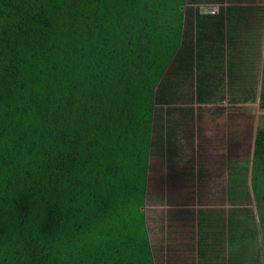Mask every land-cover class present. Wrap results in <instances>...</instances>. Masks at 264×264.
<instances>
[{
    "label": "trees",
    "instance_id": "trees-1",
    "mask_svg": "<svg viewBox=\"0 0 264 264\" xmlns=\"http://www.w3.org/2000/svg\"><path fill=\"white\" fill-rule=\"evenodd\" d=\"M252 2L0 0V264H156L142 208L160 165L177 209L168 225L197 230L195 256L178 258L264 264V113L250 183L227 176L225 211L188 210L193 162L178 167L180 138L192 145L203 105L238 75Z\"/></svg>",
    "mask_w": 264,
    "mask_h": 264
},
{
    "label": "rangeland",
    "instance_id": "rangeland-1",
    "mask_svg": "<svg viewBox=\"0 0 264 264\" xmlns=\"http://www.w3.org/2000/svg\"><path fill=\"white\" fill-rule=\"evenodd\" d=\"M225 6L227 5L225 4ZM251 7L252 12L246 19L248 20L246 26L242 27L243 30L239 28L236 32V41L239 42L240 46V53H236V59H240L238 75L233 78L228 77L227 82L224 80L225 84L221 91L211 99L209 104L203 105L207 111L203 112L201 122L199 121L196 124L194 122L193 124L192 145L189 147V145H185L187 142H182L181 138L179 140L180 150L183 154L178 165L179 170L190 169L191 166L187 162L192 160V172L195 171L190 181L192 186L195 187L193 189L194 199L184 201L186 204H190L187 207L188 210L200 208L216 213H220L219 210L221 209L225 211L227 205L223 202V191L227 186V176L231 173L239 174L237 181H240L243 185L246 181L247 185L250 183L249 171L255 128L258 124L263 123L260 118L264 113L258 108L264 38V15L261 16V14L264 10V0H253ZM218 8V5L208 4L201 6V11L203 13H215ZM256 37L258 41L255 40ZM230 81L231 85H229ZM250 88L254 89L252 94L258 90L255 100L240 101L239 99L243 95L240 90L242 89L245 93H248L247 89ZM232 99L235 101H231ZM192 107L196 108L198 106L195 104ZM187 148H193V154L191 151L186 153ZM201 157L203 160H201ZM199 163L206 164V166L209 164L210 173L206 174L204 178L199 177L196 173L199 167L202 166L198 165ZM166 172L167 169L160 165L150 175L152 182L150 181V184H147L145 205L142 208L145 212L146 227L150 233L149 238L154 252L153 255L160 256V261L155 263L191 264L192 262L182 261L177 256H184L183 259L195 256L194 247H192L194 243L193 230L190 229L192 235L177 234L179 230L174 228H180L181 224L179 225V222L173 220V228L168 225L170 218H166L170 214L168 213L169 210H177L176 206L171 207L172 205L168 200L167 185L165 183ZM174 195L176 198L178 197V194L174 193ZM172 202L178 204L176 200H172ZM241 204L246 205L245 208L251 206L255 211L253 199H250V203L244 201ZM171 214L173 213L171 212ZM187 219H190V217H187ZM189 239H192V245L186 242ZM181 241H184L185 244ZM158 242H160V245H158ZM171 249L175 253L171 252ZM168 250L169 253H167Z\"/></svg>",
    "mask_w": 264,
    "mask_h": 264
},
{
    "label": "crops",
    "instance_id": "crops-1",
    "mask_svg": "<svg viewBox=\"0 0 264 264\" xmlns=\"http://www.w3.org/2000/svg\"><path fill=\"white\" fill-rule=\"evenodd\" d=\"M260 75H261V74H260ZM260 79H261V78H260ZM227 80H228V79H226V82H227ZM226 89H227V88H226ZM193 234H194V237H196V235H197V230H196V229L194 230ZM194 255H195V252H194Z\"/></svg>",
    "mask_w": 264,
    "mask_h": 264
},
{
    "label": "flooded vegetation",
    "instance_id": "flooded-vegetation-1",
    "mask_svg": "<svg viewBox=\"0 0 264 264\" xmlns=\"http://www.w3.org/2000/svg\"><path fill=\"white\" fill-rule=\"evenodd\" d=\"M260 110V109H259ZM242 115V114H241ZM255 130H256V128H255ZM255 135V134H254ZM254 140V139H253Z\"/></svg>",
    "mask_w": 264,
    "mask_h": 264
},
{
    "label": "water",
    "instance_id": "water-1",
    "mask_svg": "<svg viewBox=\"0 0 264 264\" xmlns=\"http://www.w3.org/2000/svg\"><path fill=\"white\" fill-rule=\"evenodd\" d=\"M260 78H261V75H260Z\"/></svg>",
    "mask_w": 264,
    "mask_h": 264
}]
</instances>
